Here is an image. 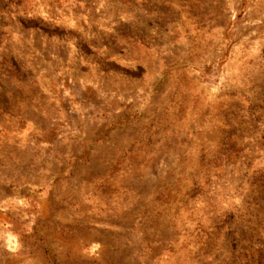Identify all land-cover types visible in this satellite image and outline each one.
I'll return each instance as SVG.
<instances>
[{"label":"rangeland","instance_id":"374dc122","mask_svg":"<svg viewBox=\"0 0 264 264\" xmlns=\"http://www.w3.org/2000/svg\"><path fill=\"white\" fill-rule=\"evenodd\" d=\"M0 264H264V0H0Z\"/></svg>","mask_w":264,"mask_h":264}]
</instances>
